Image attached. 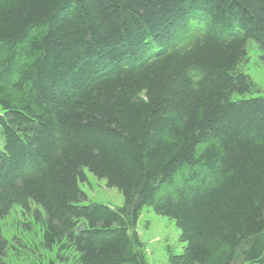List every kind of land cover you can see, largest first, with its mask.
<instances>
[{"label": "trees", "instance_id": "trees-1", "mask_svg": "<svg viewBox=\"0 0 264 264\" xmlns=\"http://www.w3.org/2000/svg\"><path fill=\"white\" fill-rule=\"evenodd\" d=\"M264 0H0L1 222L29 213L75 264H145L144 206L185 244L168 264H264V97L238 71ZM87 170L123 205L88 202Z\"/></svg>", "mask_w": 264, "mask_h": 264}, {"label": "rangeland", "instance_id": "rangeland-1", "mask_svg": "<svg viewBox=\"0 0 264 264\" xmlns=\"http://www.w3.org/2000/svg\"><path fill=\"white\" fill-rule=\"evenodd\" d=\"M237 69L252 80L255 88L251 94L236 95L233 99L264 97V61L254 41L247 42L246 56ZM85 174L87 181L79 186L86 193L88 202L102 203L112 209L123 205V197L116 189L108 188L104 180L95 178L87 170ZM30 210L27 213L14 207L2 220V234L9 248L0 264H75L72 252L63 254L57 248L51 251L42 248L40 227L34 224L31 216L35 207L32 205ZM129 234L145 264H168L169 257L181 254L185 247L175 222L157 215L150 206H144L136 223L129 224Z\"/></svg>", "mask_w": 264, "mask_h": 264}]
</instances>
